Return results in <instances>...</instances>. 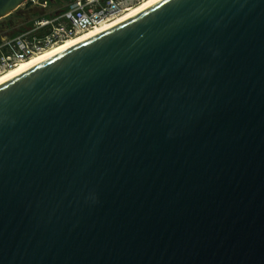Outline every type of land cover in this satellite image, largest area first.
Segmentation results:
<instances>
[{"label":"water","instance_id":"water-1","mask_svg":"<svg viewBox=\"0 0 264 264\" xmlns=\"http://www.w3.org/2000/svg\"><path fill=\"white\" fill-rule=\"evenodd\" d=\"M0 264H264V0H158L1 83Z\"/></svg>","mask_w":264,"mask_h":264},{"label":"built area","instance_id":"built-area-1","mask_svg":"<svg viewBox=\"0 0 264 264\" xmlns=\"http://www.w3.org/2000/svg\"><path fill=\"white\" fill-rule=\"evenodd\" d=\"M25 0L20 6L43 10L13 37L0 39V73L13 69L71 36L111 23L140 0Z\"/></svg>","mask_w":264,"mask_h":264},{"label":"bare ground","instance_id":"bare-ground-1","mask_svg":"<svg viewBox=\"0 0 264 264\" xmlns=\"http://www.w3.org/2000/svg\"><path fill=\"white\" fill-rule=\"evenodd\" d=\"M158 0H142L139 3L130 6L122 15L116 17L113 22L102 24L100 27H96L94 29H90L83 34L71 36V38H67L61 42L56 43L55 45L47 48V50L42 51L41 54H38L34 57L29 58L28 60L17 64L13 69H9L0 73V84L7 81L8 79L13 78L15 75L27 70L28 68L36 65L37 63L45 60V57L56 54L59 51L65 50L71 45L76 44L78 42L84 41L86 38L92 37L96 34H99L100 31L105 30L109 27L114 26L117 23L127 20L130 16L143 11V9L157 3Z\"/></svg>","mask_w":264,"mask_h":264},{"label":"rangeland","instance_id":"rangeland-1","mask_svg":"<svg viewBox=\"0 0 264 264\" xmlns=\"http://www.w3.org/2000/svg\"><path fill=\"white\" fill-rule=\"evenodd\" d=\"M142 1V0H140ZM43 10H40L39 8H34V7H29V6H20L17 10L12 11L11 14H9L6 17H2L0 18V36H5V37H10V31H7L6 28H3V26L1 25L2 23L7 24L10 21H13L14 26H17L18 24H20L22 21L25 23H22L20 25V28L15 27L16 30H18L19 32L26 29L31 22L33 21L32 19L36 16L37 13L41 12ZM17 14H20V18L17 17ZM11 15V16H10ZM2 29H4L2 31ZM9 34V35H8ZM80 35V34H78ZM0 37V39H1Z\"/></svg>","mask_w":264,"mask_h":264},{"label":"trees","instance_id":"trees-1","mask_svg":"<svg viewBox=\"0 0 264 264\" xmlns=\"http://www.w3.org/2000/svg\"><path fill=\"white\" fill-rule=\"evenodd\" d=\"M55 2H57V3H59L60 2V0H56ZM11 16V15H10ZM20 14H17V17H19L20 18ZM22 23H25V22H21L20 24H18L17 26H14V24H13V21H10V22H8L7 24H5L4 25V23H2L1 25L3 26V28H6L7 29V31H10L11 33H10V37H13V35H15V34H17L19 31L18 30H16L15 29V27H18V28H20V25L22 24ZM21 29V28H20ZM4 29H2V31H3ZM1 35V34H0ZM1 37V36H0Z\"/></svg>","mask_w":264,"mask_h":264}]
</instances>
